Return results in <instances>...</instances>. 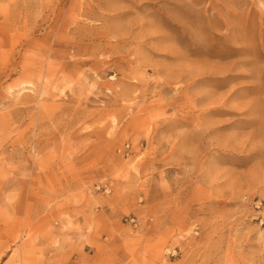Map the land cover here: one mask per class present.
<instances>
[{
    "label": "rangeland",
    "instance_id": "obj_1",
    "mask_svg": "<svg viewBox=\"0 0 264 264\" xmlns=\"http://www.w3.org/2000/svg\"><path fill=\"white\" fill-rule=\"evenodd\" d=\"M0 264H264V0H0Z\"/></svg>",
    "mask_w": 264,
    "mask_h": 264
},
{
    "label": "built area",
    "instance_id": "obj_2",
    "mask_svg": "<svg viewBox=\"0 0 264 264\" xmlns=\"http://www.w3.org/2000/svg\"><path fill=\"white\" fill-rule=\"evenodd\" d=\"M132 221L134 220V219H131Z\"/></svg>",
    "mask_w": 264,
    "mask_h": 264
}]
</instances>
